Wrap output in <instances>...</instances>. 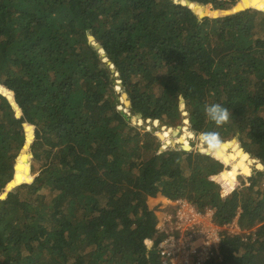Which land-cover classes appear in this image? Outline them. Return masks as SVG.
<instances>
[{"label": "trees", "instance_id": "1", "mask_svg": "<svg viewBox=\"0 0 264 264\" xmlns=\"http://www.w3.org/2000/svg\"><path fill=\"white\" fill-rule=\"evenodd\" d=\"M0 84V264H163L159 196L236 221L206 264H264L262 172L232 183L233 162L133 124L217 132L264 165V0H0ZM21 158L33 181L8 192Z\"/></svg>", "mask_w": 264, "mask_h": 264}, {"label": "built area", "instance_id": "2", "mask_svg": "<svg viewBox=\"0 0 264 264\" xmlns=\"http://www.w3.org/2000/svg\"><path fill=\"white\" fill-rule=\"evenodd\" d=\"M156 123L153 122L155 127ZM164 128L172 130V128ZM182 146L184 149L188 147L183 144ZM199 152L210 154L203 152L202 149ZM236 169L238 168H234V174L238 171ZM230 174L227 177H230ZM163 204L167 208L166 211L160 212L157 225L158 233L164 236L159 245L163 264H206L219 254L221 232L239 231L236 221L229 227H219L213 223L212 211L201 213L187 200L165 199Z\"/></svg>", "mask_w": 264, "mask_h": 264}, {"label": "rangeland", "instance_id": "3", "mask_svg": "<svg viewBox=\"0 0 264 264\" xmlns=\"http://www.w3.org/2000/svg\"><path fill=\"white\" fill-rule=\"evenodd\" d=\"M198 12L200 14H203V13L210 14L211 13V6H208L207 8H205V10L203 9V7H199ZM220 58H221L220 55L214 54L213 57H212V60L215 63H217L220 60ZM102 60H103V62H106L105 58H102ZM118 78H119V75H118ZM120 84H121V82L119 80L116 83L117 87L115 89L118 93H120L122 91L121 87H120ZM124 103H125V105H124ZM118 104H119L118 105L119 106L118 110H120L125 115L131 117V112L129 110V108L131 107V104H130V101H129L127 95H124L120 99V101H118ZM148 122L147 121L145 122V121L139 120L136 117H133V124L135 126H139V127L145 128L148 131L149 130L153 131L152 128L150 129V127L149 128L146 127V123L151 124V126H153V122H150V121H148ZM156 122L157 123L155 125H157V126L154 129H157V127H159L160 131L157 132V133L161 137V139L164 140L163 143L166 146L170 145V143H172V144L178 143L180 145L183 144L184 146L185 145L188 146V147H186L187 151L193 150L194 153H196L197 151L202 149L203 152H208L210 154H215L219 158L225 159V161L227 160L229 162H233L234 165H236V167L238 168L236 170H248V171H251V170H253L252 169L253 166H256L255 169L260 170L262 172V174L264 175V165H260V164H258V162L252 160L248 154H245L241 149H239V146L236 144V142H229V143L223 144V145H227V149H224L223 145L219 146L218 148L217 147L213 148V147H210L211 145L206 146V144L204 142V133H203V131H201L199 134L196 135V134H194L193 132L190 131L188 126L177 127V128H173L172 130H169V129H165L164 128L166 126H161L158 121H156ZM185 124L187 125V123H185ZM165 137H167V138H165ZM243 155H246V157H247V158L245 157L246 158L245 160L242 158ZM21 161H23L24 165L26 166L27 171H28V175H29L27 177V179H24L23 181L32 182L33 178L31 177V168L27 164L25 158H23V159L21 158ZM33 164H34V166H36L37 165V161L35 163H33ZM38 167H36V168H38ZM235 175L237 176L236 173L234 174V177H232L230 175L229 178H230L231 182H232V180L236 181ZM15 185H17V184L13 182L11 189H13L15 187ZM11 189H9L8 192ZM7 198H8V196H6L5 200ZM1 201L2 200L0 198V203H1ZM161 202L162 203L165 202V199L162 196H159L157 199H155V201H150L149 200V206H150V208H154ZM160 215H161L160 212H156V216L157 217H159ZM237 233H239V231H237Z\"/></svg>", "mask_w": 264, "mask_h": 264}, {"label": "clouds", "instance_id": "4", "mask_svg": "<svg viewBox=\"0 0 264 264\" xmlns=\"http://www.w3.org/2000/svg\"><path fill=\"white\" fill-rule=\"evenodd\" d=\"M203 111L206 117L210 119L217 127L226 125L232 119L231 110L225 105L218 102L206 103L203 106ZM204 142L215 148L222 143V139L219 133L209 132L204 134Z\"/></svg>", "mask_w": 264, "mask_h": 264}, {"label": "water", "instance_id": "5", "mask_svg": "<svg viewBox=\"0 0 264 264\" xmlns=\"http://www.w3.org/2000/svg\"><path fill=\"white\" fill-rule=\"evenodd\" d=\"M254 3L258 4L259 0H254ZM16 172H17L16 181H15L16 184L22 182L24 179H27V177L29 176L27 168L24 165L23 161L19 162V164L16 168ZM11 188H12V184L9 186V189H11ZM6 196H8V195H4L1 200H5Z\"/></svg>", "mask_w": 264, "mask_h": 264}, {"label": "bare ground", "instance_id": "6", "mask_svg": "<svg viewBox=\"0 0 264 264\" xmlns=\"http://www.w3.org/2000/svg\"><path fill=\"white\" fill-rule=\"evenodd\" d=\"M223 148H224V149H227V145H223ZM245 157H246V155H243V156H242V158H243L244 160L247 158V157H246V158H245ZM230 175H231L232 177H234V173H231Z\"/></svg>", "mask_w": 264, "mask_h": 264}, {"label": "crops", "instance_id": "7", "mask_svg": "<svg viewBox=\"0 0 264 264\" xmlns=\"http://www.w3.org/2000/svg\"><path fill=\"white\" fill-rule=\"evenodd\" d=\"M147 199H149L150 201H155V199H152V198H147ZM149 200H148V201H149Z\"/></svg>", "mask_w": 264, "mask_h": 264}]
</instances>
